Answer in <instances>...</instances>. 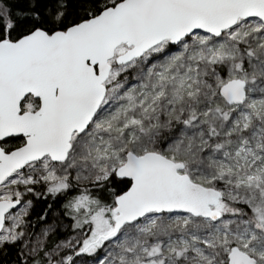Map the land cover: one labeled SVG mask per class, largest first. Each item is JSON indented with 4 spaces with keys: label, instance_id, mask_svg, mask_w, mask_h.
Returning <instances> with one entry per match:
<instances>
[{
    "label": "snow or ice",
    "instance_id": "obj_1",
    "mask_svg": "<svg viewBox=\"0 0 264 264\" xmlns=\"http://www.w3.org/2000/svg\"><path fill=\"white\" fill-rule=\"evenodd\" d=\"M0 264H264V0H0Z\"/></svg>",
    "mask_w": 264,
    "mask_h": 264
}]
</instances>
